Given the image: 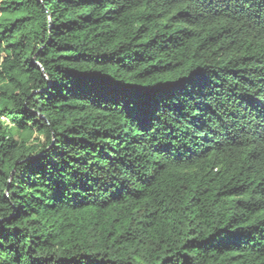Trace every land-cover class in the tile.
<instances>
[{
  "label": "trees",
  "instance_id": "obj_1",
  "mask_svg": "<svg viewBox=\"0 0 264 264\" xmlns=\"http://www.w3.org/2000/svg\"><path fill=\"white\" fill-rule=\"evenodd\" d=\"M251 23L224 0H0V105L44 125L4 129L0 264H161L169 252L183 264L185 245L189 264H264V138L246 114L264 84V31ZM193 70L225 108L203 129L137 143L127 95L164 94ZM132 148L147 152L145 179L120 194ZM52 156L80 179H62Z\"/></svg>",
  "mask_w": 264,
  "mask_h": 264
},
{
  "label": "snow or ice",
  "instance_id": "obj_2",
  "mask_svg": "<svg viewBox=\"0 0 264 264\" xmlns=\"http://www.w3.org/2000/svg\"><path fill=\"white\" fill-rule=\"evenodd\" d=\"M60 2H70V0H60ZM224 3L233 16L249 21V26H252L251 22L255 20L261 26V30L264 31V0H224ZM3 43V40H0V46ZM15 46L10 45L9 51L11 47ZM0 59H3V57H0ZM0 74H2V70H0ZM177 79L178 84H174L172 90L164 94L127 95L125 105L128 107L130 119L137 124V127L143 129L142 132L138 133L137 143L147 142L151 144L162 133L166 132L168 135L173 132L179 133L181 125H195L196 128L203 129L209 126L210 112L225 108L226 101L222 99L224 94L216 91L217 86L210 83L211 78L206 73L193 70L184 78ZM96 87L107 90L114 86L101 81ZM251 101L253 102L251 109L246 110L249 118L248 125L254 126V130H259L258 134L264 138V84L251 94ZM231 114L233 116L237 115L235 111ZM14 125L24 131L25 135H27L26 129L33 127V125H37L41 129L44 127L39 112L29 110L21 115L19 110L0 105V143L6 138L5 127L11 128ZM60 131H63V129ZM184 134H188L187 127ZM44 143L49 145L48 151H51L56 146V139L53 138L51 142L45 140ZM129 147L131 148V144H129ZM157 150L162 151L163 149L158 148ZM41 153L43 155L34 153L32 160H21L19 163L33 166L47 155L44 149L41 150ZM56 155H60L62 159L65 158L63 152H57ZM146 157V151L137 153V150L132 148L131 153L120 161L127 173L122 179L120 194H123L125 190H131L137 179H145L140 167H138V161H143ZM47 162L53 164L56 171L65 173L62 179H66L70 183L80 179L77 175L78 169L71 164H68L67 168H63L55 160V156L48 157ZM65 163H67L66 159ZM84 163H87V161ZM113 166H115V158L113 159ZM120 171V168L116 167V174L112 178L121 179V176L118 175ZM0 175H3L2 170H0ZM12 175H15V170H13ZM8 187L10 189L12 185L9 184ZM5 194H7V190ZM5 220L6 218L0 217V250L9 251L4 244V240L8 239V234L5 233ZM7 226L14 227L10 222ZM187 247L188 245H185L181 250L183 264H189V256L186 253ZM15 259L19 261V256ZM3 264H7V261L5 260ZM161 264H180V256H177L174 252H169L163 258Z\"/></svg>",
  "mask_w": 264,
  "mask_h": 264
}]
</instances>
